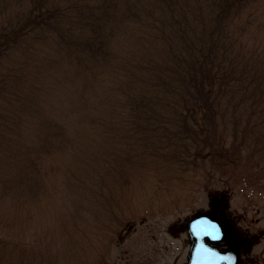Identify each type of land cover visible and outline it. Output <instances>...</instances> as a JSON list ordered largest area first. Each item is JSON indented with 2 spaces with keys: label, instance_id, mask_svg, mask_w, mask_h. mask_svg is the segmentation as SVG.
<instances>
[{
  "label": "trees",
  "instance_id": "1",
  "mask_svg": "<svg viewBox=\"0 0 264 264\" xmlns=\"http://www.w3.org/2000/svg\"><path fill=\"white\" fill-rule=\"evenodd\" d=\"M245 17L264 33V0H0V221L16 226L59 174L78 264L77 236L121 223L114 202L138 172L161 186L242 156L264 186V36L245 39ZM47 83L72 88L82 124L55 117ZM46 263L0 239V264Z\"/></svg>",
  "mask_w": 264,
  "mask_h": 264
},
{
  "label": "rangeland",
  "instance_id": "2",
  "mask_svg": "<svg viewBox=\"0 0 264 264\" xmlns=\"http://www.w3.org/2000/svg\"><path fill=\"white\" fill-rule=\"evenodd\" d=\"M249 21L245 17L241 22L248 23L244 38L264 36L254 30L253 20ZM259 40L262 44L264 38ZM45 87L46 103L55 117L69 130L82 124L66 103L72 88L51 83ZM65 158H47L42 167L47 170L56 159L60 163ZM209 162L184 182L170 180L160 186L156 173L149 171L131 176L126 194L120 191V200L116 196L114 202L119 206L121 223L112 232L92 225L89 234V225L83 224L82 234L87 235L83 240L77 236L83 246L75 258L78 264H187L194 243L188 221L202 213L222 223L229 244L237 249V264H264V186L249 184L254 174L242 156L227 164L223 160L215 165ZM44 181L50 198L41 194L40 203L21 212L16 226L0 221V239L35 251L42 247L47 262L74 264L64 257V246L70 241L65 238V223L75 220L80 225L82 220L79 216L72 219L76 211L62 176L51 174ZM213 245L221 248L220 243Z\"/></svg>",
  "mask_w": 264,
  "mask_h": 264
},
{
  "label": "water",
  "instance_id": "3",
  "mask_svg": "<svg viewBox=\"0 0 264 264\" xmlns=\"http://www.w3.org/2000/svg\"><path fill=\"white\" fill-rule=\"evenodd\" d=\"M188 229L194 243L187 264L237 263L238 255L235 249L220 251L206 242V240H222L225 237V231L215 216L206 213L198 214L188 221Z\"/></svg>",
  "mask_w": 264,
  "mask_h": 264
},
{
  "label": "flooded vegetation",
  "instance_id": "4",
  "mask_svg": "<svg viewBox=\"0 0 264 264\" xmlns=\"http://www.w3.org/2000/svg\"><path fill=\"white\" fill-rule=\"evenodd\" d=\"M220 222V221H219ZM221 223V222H220ZM221 225H222V223H221ZM222 227H223V229H224V231H225V237L222 239V240H218V241H209V240H206V242L207 243H209L210 245H212V246H214L213 244L214 243H220L221 245V248H218L217 246H214V247H216L218 250H220V251H225V250H228L229 248H233V249H235L236 251H237V249L232 245V244H229V242H228V239H227V236H226V230H225V228H224V226L222 225ZM237 255H238V252H237ZM237 262H238V258H237ZM221 264H226V263H224V262H222ZM237 264V263H236Z\"/></svg>",
  "mask_w": 264,
  "mask_h": 264
}]
</instances>
